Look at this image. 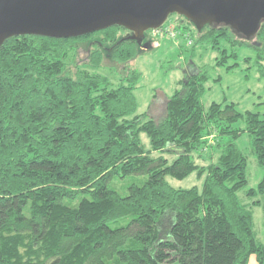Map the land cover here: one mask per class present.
<instances>
[{
    "label": "trees",
    "instance_id": "obj_1",
    "mask_svg": "<svg viewBox=\"0 0 264 264\" xmlns=\"http://www.w3.org/2000/svg\"><path fill=\"white\" fill-rule=\"evenodd\" d=\"M184 21L193 27L192 52L207 41L215 66L235 68L226 64L247 42L225 25L198 32ZM118 30L22 35L0 45V264H264L252 213L262 206L264 227V174L244 202L247 159L235 143L247 133L264 167V114H241L233 103L204 109L208 75L197 67L165 99L161 116L137 113L140 73L127 63L143 50L119 41ZM95 35L88 63L72 70L76 39ZM257 36L259 64L264 23ZM106 59L116 83L89 72ZM240 119L244 129L234 127ZM207 148L217 157L201 165L194 153ZM192 174L203 178L201 188L167 181ZM127 176L144 180L124 196L109 187Z\"/></svg>",
    "mask_w": 264,
    "mask_h": 264
},
{
    "label": "rangeland",
    "instance_id": "obj_2",
    "mask_svg": "<svg viewBox=\"0 0 264 264\" xmlns=\"http://www.w3.org/2000/svg\"><path fill=\"white\" fill-rule=\"evenodd\" d=\"M182 18V16L172 14L158 28L163 32L157 34L152 33L151 30L147 33L150 47L146 49L139 46L143 51L140 50L134 60L127 63L129 67L131 66L132 69L140 73V79L134 90L137 113H146L153 116V118H155L154 116H161L164 113L165 99L181 90L183 79L190 75L188 71L194 73V67H197L200 71H206L208 75V79L204 84L205 92L201 98L204 109H207L213 102L218 104L233 103L236 105V110L241 114L250 111L262 116L264 114V59L257 64L255 48L260 50L263 44L257 34L248 41H244L242 36L236 34V38L242 42H247L248 46H240L237 49V59L229 58L226 65L236 63V66L228 71L223 66H215V58L218 54L210 49L207 41L198 42L193 52L191 51L192 36L189 31L191 29L193 32V27ZM181 25L186 26V29H182L184 27L178 29ZM127 32L129 31L124 28L121 31L118 30L119 41L124 38ZM98 38L99 35L76 39L75 51L71 52L73 54L68 57V63L72 70L75 67L84 68L86 66L90 52L96 48L94 41H97ZM114 66H116L115 63ZM112 68L113 62L106 59L100 69H89V72L103 75L111 74L112 82L116 83L117 74L111 73ZM234 127L244 129L245 122L240 119L234 124ZM141 138L147 148V138L143 134ZM214 139L215 137L212 134L208 137L209 142H213ZM235 143L247 159V185L238 195L244 202H250L244 197V192L249 188H256L264 174V167L257 164L251 146V138L247 133H242ZM204 151L207 152H203L202 156L194 153L197 163L207 165L210 161H215L216 152L211 151L210 148ZM165 157L170 158V156ZM202 179H197L195 174L182 180L167 177V181L175 189H186L192 186L201 188ZM143 180V177L127 176L113 180L109 187L124 196L129 185L132 183L138 184ZM252 213L256 239L264 244L262 206L253 207Z\"/></svg>",
    "mask_w": 264,
    "mask_h": 264
},
{
    "label": "water",
    "instance_id": "obj_3",
    "mask_svg": "<svg viewBox=\"0 0 264 264\" xmlns=\"http://www.w3.org/2000/svg\"><path fill=\"white\" fill-rule=\"evenodd\" d=\"M172 14L198 32L222 24L248 41L264 23V0H0V45L15 36L75 38L119 26L147 49L145 32Z\"/></svg>",
    "mask_w": 264,
    "mask_h": 264
},
{
    "label": "flooded vegetation",
    "instance_id": "obj_4",
    "mask_svg": "<svg viewBox=\"0 0 264 264\" xmlns=\"http://www.w3.org/2000/svg\"><path fill=\"white\" fill-rule=\"evenodd\" d=\"M147 33H149L148 31L147 32H145V34H144V39H143V41H142V44L144 43V42H149V44H150V40H149V37H148V35H147ZM131 32H127L125 35H124V38L122 39V40H131V41H134L136 44H137V41L136 40H133V39H131ZM138 45V44H137ZM139 46V45H138ZM141 46V45H140ZM188 73L189 74H192L193 72L192 71H188Z\"/></svg>",
    "mask_w": 264,
    "mask_h": 264
},
{
    "label": "built area",
    "instance_id": "obj_5",
    "mask_svg": "<svg viewBox=\"0 0 264 264\" xmlns=\"http://www.w3.org/2000/svg\"><path fill=\"white\" fill-rule=\"evenodd\" d=\"M171 29H172V28H171ZM154 32L157 33V34H160V33L163 32V31H161V30H159V29H158V30H152V33H154Z\"/></svg>",
    "mask_w": 264,
    "mask_h": 264
}]
</instances>
